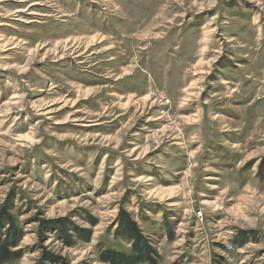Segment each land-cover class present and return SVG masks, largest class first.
Instances as JSON below:
<instances>
[{
  "label": "rangeland",
  "instance_id": "obj_1",
  "mask_svg": "<svg viewBox=\"0 0 264 264\" xmlns=\"http://www.w3.org/2000/svg\"><path fill=\"white\" fill-rule=\"evenodd\" d=\"M123 212L154 264H264V0H0L5 264H110Z\"/></svg>",
  "mask_w": 264,
  "mask_h": 264
},
{
  "label": "trees",
  "instance_id": "obj_2",
  "mask_svg": "<svg viewBox=\"0 0 264 264\" xmlns=\"http://www.w3.org/2000/svg\"><path fill=\"white\" fill-rule=\"evenodd\" d=\"M120 228L118 230V235L133 241V253L125 254L118 251L107 250L102 253L101 258L110 264H135L142 261H149L154 264V257L157 256V251L152 247L151 242L146 238L136 221H134L130 214L123 212L120 216ZM11 234L8 238L0 237V264H5L6 262L20 257L19 251H14L19 240V233L9 230ZM154 255V257H153ZM51 257L47 253L44 254L42 264H46L47 258ZM49 261H54L56 264H72L69 260L59 257L51 258Z\"/></svg>",
  "mask_w": 264,
  "mask_h": 264
}]
</instances>
